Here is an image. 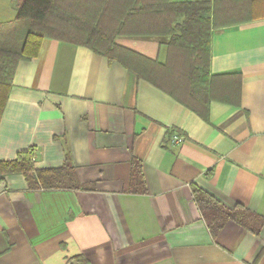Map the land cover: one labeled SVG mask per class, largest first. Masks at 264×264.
<instances>
[{
  "label": "crops",
  "instance_id": "crops-1",
  "mask_svg": "<svg viewBox=\"0 0 264 264\" xmlns=\"http://www.w3.org/2000/svg\"><path fill=\"white\" fill-rule=\"evenodd\" d=\"M208 1L207 61L188 41L208 63L205 118L136 72L171 61L169 36H117L132 55L112 58L44 39L17 63L0 162L30 148L36 170L68 157L82 189L32 191L22 174L0 176V264H264V0ZM21 2L0 0V47L22 40ZM192 186L246 210V228L230 221L212 238Z\"/></svg>",
  "mask_w": 264,
  "mask_h": 264
},
{
  "label": "trees",
  "instance_id": "trees-1",
  "mask_svg": "<svg viewBox=\"0 0 264 264\" xmlns=\"http://www.w3.org/2000/svg\"><path fill=\"white\" fill-rule=\"evenodd\" d=\"M212 16L208 0L184 3L171 0H22L15 17L24 24L22 40L20 44L12 41L0 47V117L17 63L36 58L44 39L83 46L97 55L112 58L117 52L132 55L114 44L117 36H169L167 50L171 61L163 66L143 59L148 67L136 72L205 118L211 80L208 63L201 62L200 57L195 58L188 41L197 38L196 51L198 54L205 52L207 61ZM202 26L205 28L203 37L199 31ZM213 27H217L216 23ZM182 55L186 59L193 58L192 62L181 61ZM33 160L34 150L30 148L19 153L13 161L0 162V176L22 174L32 191L82 189L68 157L56 169L36 170ZM132 179L143 187L140 165L135 162L131 169ZM191 196L212 238L230 221L246 228L249 218L246 210L227 209L194 186ZM77 262L87 264L81 259Z\"/></svg>",
  "mask_w": 264,
  "mask_h": 264
},
{
  "label": "built area",
  "instance_id": "built-area-1",
  "mask_svg": "<svg viewBox=\"0 0 264 264\" xmlns=\"http://www.w3.org/2000/svg\"><path fill=\"white\" fill-rule=\"evenodd\" d=\"M183 141V138H181V137H179V136H173L172 137V142L174 143V144H179V143H181Z\"/></svg>",
  "mask_w": 264,
  "mask_h": 264
}]
</instances>
